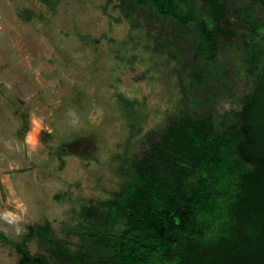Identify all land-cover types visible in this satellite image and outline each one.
Listing matches in <instances>:
<instances>
[{
    "label": "rangeland",
    "instance_id": "obj_1",
    "mask_svg": "<svg viewBox=\"0 0 264 264\" xmlns=\"http://www.w3.org/2000/svg\"><path fill=\"white\" fill-rule=\"evenodd\" d=\"M244 4L231 0L241 32ZM197 37L192 26L120 0H0V213L26 210L19 231L3 220L0 230L20 240L30 225L50 222L75 248L83 207L126 182L123 158L140 156L184 109L237 107L233 94L254 86L251 70L238 75L244 36L213 65L196 55ZM30 248L45 252L37 238ZM19 259L0 240V264Z\"/></svg>",
    "mask_w": 264,
    "mask_h": 264
},
{
    "label": "trees",
    "instance_id": "obj_2",
    "mask_svg": "<svg viewBox=\"0 0 264 264\" xmlns=\"http://www.w3.org/2000/svg\"><path fill=\"white\" fill-rule=\"evenodd\" d=\"M120 4L194 27L196 55L211 65L243 35L236 51L247 66L240 63L238 75L251 70L253 89L233 94L238 106L224 112L184 109L140 156H119L126 182L113 198L83 207L87 224L77 226L75 248L50 222L30 225L20 240L0 230V240L20 254L15 264H264V0L237 12L249 26L243 32L231 0ZM205 72L195 79L203 82ZM35 238L45 252L31 250Z\"/></svg>",
    "mask_w": 264,
    "mask_h": 264
},
{
    "label": "clouds",
    "instance_id": "obj_3",
    "mask_svg": "<svg viewBox=\"0 0 264 264\" xmlns=\"http://www.w3.org/2000/svg\"><path fill=\"white\" fill-rule=\"evenodd\" d=\"M38 141L35 137L28 138V143L35 145ZM26 210H20V212H14V211H4L0 213V220H3L6 224L13 226L17 228V231H19V224L23 219V216L21 213L25 212Z\"/></svg>",
    "mask_w": 264,
    "mask_h": 264
},
{
    "label": "flooded vegetation",
    "instance_id": "obj_4",
    "mask_svg": "<svg viewBox=\"0 0 264 264\" xmlns=\"http://www.w3.org/2000/svg\"><path fill=\"white\" fill-rule=\"evenodd\" d=\"M247 1V0H246Z\"/></svg>",
    "mask_w": 264,
    "mask_h": 264
}]
</instances>
